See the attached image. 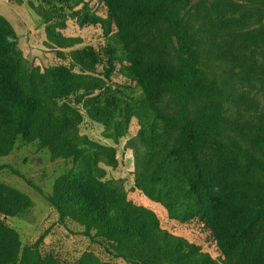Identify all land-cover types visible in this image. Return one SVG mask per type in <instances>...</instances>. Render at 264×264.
I'll list each match as a JSON object with an SVG mask.
<instances>
[{"label":"trees","instance_id":"16d2710c","mask_svg":"<svg viewBox=\"0 0 264 264\" xmlns=\"http://www.w3.org/2000/svg\"><path fill=\"white\" fill-rule=\"evenodd\" d=\"M28 1L47 24L49 40L71 49L73 63L45 72L33 67L23 57L19 35L0 15V159L34 145L52 161L71 162L50 195L30 185L61 222H76L125 264H264V65L242 51L205 56L185 19L190 0H101L106 18L89 14L88 7L80 11L77 0ZM69 9L80 26L101 23L121 48L110 43L103 57L92 47L72 49L78 39L58 30ZM235 26L226 20L223 35L228 30L238 36ZM163 31L175 39V56L160 46ZM247 35L264 38V30L240 37ZM212 61L213 67L236 66L242 76L228 72L223 88L206 76ZM117 74L128 83L112 85ZM81 109L116 141L138 120L145 150L136 155V188L162 205L171 220L200 222L222 260L163 229L151 209L104 181L99 162L113 148L81 136ZM6 169L18 173L0 166V172ZM31 205L28 195L0 184V216L25 215ZM116 263L85 252L72 264ZM0 264L67 263L38 242L22 245L20 234L0 218Z\"/></svg>","mask_w":264,"mask_h":264},{"label":"rangeland","instance_id":"374dc122","mask_svg":"<svg viewBox=\"0 0 264 264\" xmlns=\"http://www.w3.org/2000/svg\"><path fill=\"white\" fill-rule=\"evenodd\" d=\"M77 1H79L80 11H86L88 7L89 14H97L106 18V8L101 0ZM71 12L72 10L67 11L65 26L58 30L65 37L78 39V44L72 49L92 47L93 51L103 57L110 52L108 51L110 43L121 48L120 44L106 36L101 23H88L80 26L76 19L71 18ZM187 12L185 19L186 21L188 19L198 39L202 42L205 56L207 54L215 56L226 51L241 56L242 51L258 66L264 65V38L253 39L248 35L245 38L240 37L241 33L250 34L260 29L264 30V0H190ZM0 15L12 25L19 35L23 57L33 67H38L45 72L50 66L59 64L70 66L73 63L70 55L71 49L60 48L49 40L46 31L47 24L42 21L28 0H0ZM226 20L238 25L234 27L238 36L228 30L226 36L223 35L221 30L225 29ZM201 29L211 30L212 35L204 36ZM161 34L160 46L175 56V39L164 31ZM121 52L122 50L120 54ZM214 63L215 61L207 62L209 69L206 76L209 79L215 77L223 88L224 76L228 72L241 75L240 68L236 66L232 68L217 64L213 67ZM120 66L118 63L117 69ZM74 70L79 72L77 67ZM98 71H102L101 65L98 66ZM233 77L232 82H238V77ZM127 83L128 79L122 74L114 75L111 80L112 85ZM239 87L241 86L234 84L235 89ZM246 87L248 88L247 85L244 86ZM237 93L238 91H235L234 94ZM226 96L236 99L231 92L226 91ZM81 110L84 113V110ZM140 128L138 120L133 118L127 133L116 141L104 135L105 126L91 120L84 113L79 130L81 136L107 148H113V152L107 151L99 162V166L105 172L104 181L126 192L128 199L133 203L151 209L158 216L163 229L200 246L214 259L222 260L212 237L200 222L181 224L171 220L162 205L151 200L143 191L136 188L138 160L136 155L145 150V144L139 135ZM7 165L13 167L18 173L9 169L1 171L0 184L18 189L28 195L32 201L25 215L0 216L7 226L14 228L20 234L22 245L38 242L40 248L55 253L67 264L74 263L85 252L94 253L104 261L125 264L122 260H115L107 249L87 237L83 233L84 228L76 222L72 220L61 222L59 215L44 196L30 185V183L35 184L43 190L44 194L50 195L55 181L69 169L71 162L62 159L52 161L45 151L39 150L34 145H28L20 146L10 156L0 159V166Z\"/></svg>","mask_w":264,"mask_h":264}]
</instances>
